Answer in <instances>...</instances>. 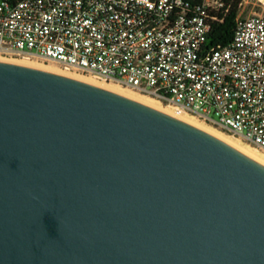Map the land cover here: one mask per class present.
I'll list each match as a JSON object with an SVG mask.
<instances>
[{
	"label": "water",
	"instance_id": "obj_1",
	"mask_svg": "<svg viewBox=\"0 0 264 264\" xmlns=\"http://www.w3.org/2000/svg\"><path fill=\"white\" fill-rule=\"evenodd\" d=\"M0 264H264V165L137 101L0 61Z\"/></svg>",
	"mask_w": 264,
	"mask_h": 264
},
{
	"label": "built area",
	"instance_id": "obj_2",
	"mask_svg": "<svg viewBox=\"0 0 264 264\" xmlns=\"http://www.w3.org/2000/svg\"><path fill=\"white\" fill-rule=\"evenodd\" d=\"M207 48L209 10L185 0H2L0 56L128 88L264 154V11Z\"/></svg>",
	"mask_w": 264,
	"mask_h": 264
},
{
	"label": "bare ground",
	"instance_id": "obj_3",
	"mask_svg": "<svg viewBox=\"0 0 264 264\" xmlns=\"http://www.w3.org/2000/svg\"><path fill=\"white\" fill-rule=\"evenodd\" d=\"M0 61H3V62H9L5 59H1L0 58ZM9 63H14V62H9ZM14 64H18V63H14ZM19 65H25V66H28V64H25V63H21ZM31 65H29L30 67ZM33 67V66H31ZM33 68H37V69H41V70H45V71H48V72H52V73H56V74H60V75H63V76H66V77H70V78H73V79H76V80H79V81H82V82H85V83H88V84H91V85H94V86H97V87H100V88H103V89H106L108 91H111L113 93H116V94H119L121 96H124L126 98H129L131 100H134V101H137L141 104H144V105H147L151 108H154V109H157L159 111H162L164 113H167L173 117H176L182 121H185L189 124H192L216 137H218L219 139L225 141L226 143L230 144L231 146L235 147L236 149H238L239 151L243 152L244 154L248 155L249 157L257 160L258 162L262 163L264 165V160L261 159L259 157V155L257 154V149L255 148H251V146L247 145H244L241 143V141L237 140V139H234L230 136H228L227 134L221 132V131H218V130H215V129H212L208 126H204V125H201V124H198L196 122L193 121V117L189 116V115H186V114H181V113H178L175 109L169 107V106H166V105H162L161 103H159L158 101L156 100H153V99H150V97L148 96H145V95H141L139 94L140 96H137L138 93L128 89V88H125L123 87L124 89L128 90V91H132V93H135V94H132V93H129V92H125L124 90H121L120 88H117L118 86H112V84H102L100 82H97V81H94V80H91L89 78H86L84 76H79V75H75L73 73H64L60 70H56V69H53V68H49V67H42V66H39V67H33ZM117 85V84H116ZM122 87V86H120ZM193 118V119H192ZM260 152V151H258Z\"/></svg>",
	"mask_w": 264,
	"mask_h": 264
},
{
	"label": "trees",
	"instance_id": "obj_4",
	"mask_svg": "<svg viewBox=\"0 0 264 264\" xmlns=\"http://www.w3.org/2000/svg\"><path fill=\"white\" fill-rule=\"evenodd\" d=\"M185 1L193 8L203 2V0ZM221 2L222 7L218 10H209L207 13V22L210 25L206 38L207 48H224L232 42L244 0H221Z\"/></svg>",
	"mask_w": 264,
	"mask_h": 264
},
{
	"label": "rangeland",
	"instance_id": "obj_5",
	"mask_svg": "<svg viewBox=\"0 0 264 264\" xmlns=\"http://www.w3.org/2000/svg\"><path fill=\"white\" fill-rule=\"evenodd\" d=\"M2 0H0L1 2ZM264 11V0H247V3L245 4V9H244V12H243V15L245 16H248V15H253V14H260ZM1 59H5L4 57H1ZM9 62H14V63H18V64H21V63H25V64H28L31 65V66H35V67H39V66H42V67H49V68H53V69H56V70H60L64 73H73V74H77L79 76H84L86 78H89L91 80H94V81H97V82H100L102 84H112V83H109V82H105V81H102L100 79H97V78H94V77H90V76H86V75H82L80 73H77V72H73V71H66V70H63L62 68H60L58 65H56L55 63H52V62H42V61H35V60H26V59H5ZM30 66V67H31ZM118 86L116 84H112V86ZM117 88H120L121 90H124L125 92H129V93H132V91H128L126 89H124L123 87H120L118 86ZM132 94H135V93H132ZM137 95V94H135ZM137 96H140L139 94ZM141 97V96H140ZM152 99V98H150ZM154 100V99H153ZM163 105V104H162ZM193 119V118H192ZM194 122L198 123V124H201L200 122L196 121L195 119H193ZM203 125V124H201ZM205 126V125H204ZM242 144L246 145L245 143L241 142ZM252 148V147H251ZM257 154L259 155V157L261 159L264 160V154H262L261 152H258L257 151Z\"/></svg>",
	"mask_w": 264,
	"mask_h": 264
}]
</instances>
